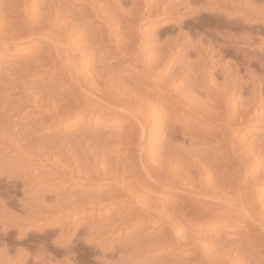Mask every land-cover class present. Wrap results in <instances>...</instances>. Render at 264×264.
<instances>
[{
  "label": "rangeland",
  "instance_id": "374dc122",
  "mask_svg": "<svg viewBox=\"0 0 264 264\" xmlns=\"http://www.w3.org/2000/svg\"><path fill=\"white\" fill-rule=\"evenodd\" d=\"M1 1L2 0H0V6L2 4H4V3H5V5H6V3L8 5L9 1L4 0V3L3 2L1 3ZM5 1H7V2H5ZM30 1L31 0H22V1L21 0H10L9 6H12L13 3H15V5L12 6L13 9H10L11 7L6 5L7 7L6 6L5 7L8 10H6L5 7H2V6L0 7V10L3 9L4 11L8 12L9 14H7V13H4V14L9 15L11 20L14 19L15 22L19 21V24H21V25H22L23 22L26 21L24 18L29 19L27 16L31 17L30 19H32V20H34L35 17L42 18L43 16H44L43 19H45L46 17L48 18L49 16L52 17L50 14L55 13L57 18L61 17V20L70 19L71 16L69 18L68 17L67 18L64 17L65 13H66V15L68 14V16L72 15V14H74V15L75 14H77V15L79 14V16L80 15L81 16L85 15L84 16L85 18L83 17V21L87 20L86 21L87 24L89 23V21H91V22L95 21L94 23L92 22V25L90 23L88 25V27H87L89 29V26L90 27L93 26L92 27L93 30H91V31H95V29L98 28L99 26H101L100 29H102L104 25H105V28H103L102 31H105V30L108 31V29H106V27H108V24L105 23L106 21L104 19H106V20L110 19L109 21L112 22V23H110L108 21L110 25L117 23L116 24L117 26L113 25L114 26L113 28H115V30L114 29H113L114 31L112 30V35L114 34V36L121 37L122 39L124 38V36H125V39H126V36H127V39H128V34L127 35H125V34L130 32L129 33V35H130L132 32L136 31L135 28H137V30H139V31L142 30V32H145V33L147 31H149V32L146 33V36H148L147 39L145 41H143V42H138L137 43V46L141 43L140 45L143 47V48H140L141 46L140 45L138 46L140 51L142 49L144 51H146V49H147V52H145V55H143L144 51H141V52H143V54L141 52H140V54H142V57H144L145 60H148L146 58L150 57L149 58L150 60L147 61L148 65H150V63H152L153 61H154V63L156 62L155 61L156 60V56H154V54H155V51L158 50V47L159 46L160 47L164 46L165 45L164 43H168L167 44V49L168 48L169 49L173 48V49H172L171 53H168V54H170V56L167 54V52H170L171 50L168 49V51L165 53V54H167V56L169 58V63H167L165 65L166 66V72L167 71H171L172 70L171 68L173 67V73L174 74H175L176 70L178 71V69L181 72V74H183V75L188 74V71L186 69H185V71L187 73L186 72H185L186 74L183 73L184 72L183 71L184 68L180 69V67L181 66L183 67L184 65H186L187 69H188V67H191V65L193 64L192 60L196 59L195 58L196 57V53L198 54L201 51H203V49H201L202 46H204V49H208V46L210 48H211V46H212V48L214 46H215V48H217V46H219L220 43L222 44V42H221L222 39L215 38L213 33H215L216 31H217V33H220L221 30H222L221 31L222 33L225 30L227 31V28L223 26L224 22L220 23V22L216 21L215 19L209 18L211 15H212L211 17L214 18V16L217 15L216 13L213 15V13L211 14V12H210V13H207L206 16H204V14H206V13L202 10L204 13L201 11L202 12V13H200L201 15L199 14V15H196L195 17H193V15H192V11L194 9H196V10H198V8L199 9L200 8L205 9L206 4L209 1H210V3H212V6H213L215 4V0H199V1H196V2H192L190 4H188L187 0L186 1L185 0H164V1L150 0L151 4H150V1H148V0H101V1L98 0L99 3H98V1L96 3L97 11H98V7H100V6H102L100 8L104 9L103 11H105V9H106V14H107L108 18L106 17V14L103 13L102 9H101L102 14H101L100 10L98 11L100 18H101V16H103V20L104 21L99 19V16L97 14H95V11H89L90 9H85V8H87L86 1H87V3H89L88 1L93 2V0H79V1L77 0L78 2L76 1V3L74 2L75 0H65V2L61 0L62 3H64L62 5V7L64 6V8H65L67 6L66 11H68L69 8L71 9L72 7H74V9H71V10L69 9V10L70 11L73 10L75 13H73V11H72V13L69 12V11L68 12L65 11V13H63L62 10L60 12V7H59V6H61V1L60 0H59V4H58L59 6L57 8L56 7L53 8L55 11L58 10V12H54V10H52L50 12L49 10H46V9H49V7H48L49 5L47 6V8L45 10L49 11L50 13L46 12L43 9L42 5H40V4H43L44 7H46L47 4L45 5V2H47V0H32L31 4H33L34 7L32 5H31V7H33V8L36 7L35 10L33 8H29L28 7L31 10L33 9L32 11H34V12H32L31 10L26 9L27 8L26 5L29 4L28 6H30ZM51 1H53V0H51ZM67 1L69 3H67ZM147 1L149 2V4H148ZM263 1L264 0H241V2L239 3V1L233 0V14H231L228 10L226 11L227 15L230 16L231 18H233V23H234L233 24V35H238V32H240V31H242V33L240 32L241 34H243V32H247L249 34V36H251L253 38L256 35V37L254 38V40H253V42H252V44L250 46L251 48L249 47L248 49L250 50V52L251 51H255V52L259 51V52H256V53L254 52V54H258L259 56L260 55H264V52H263L264 51V2ZM16 3H19V4H17L19 6L15 7ZM38 3H39V5H38ZM65 3H66V5H65ZM23 4H25L24 8H23ZM216 4L217 5H216L215 8H220V6H221V8H223L220 3H216ZM36 5H38V6H36ZM98 5H100V6H98ZM145 5L147 7L150 5V7H153L154 9L157 7V8H159V10H158V12L157 11L156 12L155 11L151 12V16L150 17L148 16L150 12L146 13L145 14V17L147 16L146 19L149 17L148 19H150V20H148V19L147 20L146 19L143 20V22H141L142 25L140 26L139 22L137 23V21H138L137 18H136L137 21H135V18H133V15L137 16L136 12L138 13L139 11H142V8L145 9L144 11H146L147 9L144 8ZM111 7H113V8H111ZM246 7H248V9H250V10H248ZM40 8H42L43 11H45L44 13H49L48 14L49 16H46L47 14L42 13L43 11H41L42 9H40ZM64 8H62V9H64ZM139 8H141V9L139 10ZM15 9L16 10L18 9L17 12H15L16 11ZM22 9H23V11L25 9L26 10L23 12ZM118 9H120V10L118 11ZM254 9H256V11L259 12L258 13L259 16H258V14L257 15L255 14L257 12ZM220 10H222V9H220ZM253 11H255V13ZM25 12L27 13V16L24 15V14H26ZM19 13H20V15H19ZM28 13H33V14H31V16H30V14L28 15ZM88 13H91V14H88ZM260 13H262V14H260ZM208 14H210V15H208ZM60 15H62V16H60ZM207 16H209V17H207ZM53 17H54L53 20L57 19L54 16V14H53ZM10 18L8 17V19H10ZM96 18H98V19L94 20ZM130 18L131 19L133 18L136 23H134L133 19L131 20ZM23 19H24V21H22ZM126 19H127V21H126ZM46 20L47 19H45L44 21H46ZM61 20L59 19L57 21H60V23H61ZM130 20H131V22H130ZM86 22L84 23L85 26H87ZM128 22L131 23V25H132V23H134V25L135 24H139V25L135 26V28L133 30L134 25L132 27L131 25H129ZM214 22H215V24H214ZM220 24H222V25H220ZM225 24H227V23H225ZM236 24H243L244 28L237 27V26H241L242 27V25H236ZM118 25L120 26V28H119ZM126 25H127V28H125ZM128 25L130 27H128ZM196 25H198L199 28H198V26L196 27ZM193 26H195V27H193ZM195 28H196V30H195ZM239 28H240V30H239ZM19 29H20V27H19ZM100 29L98 31L102 32ZM117 29L118 30L120 29V30L118 31ZM121 29H123V31L125 33ZM81 30H79V31L77 30L78 33H74V34L71 33L72 35L71 34L69 35V31H68L67 35L70 36V40H71L70 42H72L73 41L72 38H74L78 34H80L78 37H81L82 34H83L82 32H86V31H83V29H81ZM84 30H86V29H84ZM243 30H245V31H243ZM21 31L22 30L20 29V32ZM77 31H75V32H77ZM96 31H97V29H96ZM107 31H105V32H107ZM212 31H214V32H212ZM105 32H103V33H105ZM117 32H118V34H117ZM177 32L179 33V35L180 34L182 35L181 39H179L180 37L179 38L176 37V39H179V40H176L175 36H172V35H177L178 34ZM206 32L208 33V35L212 34L213 40H212V38L210 36H209L210 38L208 37ZM18 33H19V30H18ZM119 33L120 34L124 33V35L121 36ZM152 33L154 35L156 34V36H154V35L152 37L149 36ZM161 33L165 34V35H162ZM171 33H174V34L171 35ZM185 34H187L186 37H185ZM241 34H239V35H241ZM166 35H168L169 37L171 36L170 38L172 40L170 39L171 41H169L168 40L169 37L166 36ZM201 35H203L204 37L206 35V37L209 38V39H205L206 37L204 38ZM157 36H158V39H157ZM160 36H163V37H161V38H163L162 40H160L161 39V38H159ZM164 36H166L168 38L167 39L168 42H166V39L164 40ZM35 37L36 38H34L32 40V42H31L32 44L36 43V39H42L43 40V37H37V36H35ZM78 37H75L76 40L72 42L75 45H78L79 43L84 41V39L79 40ZM154 37L156 38V40L154 39ZM173 37H174V39H173ZM77 38H78L79 42H78ZM44 39L47 40L46 37ZM125 39H123V40L126 41ZM255 39H256V41H255ZM46 40H44V41H46ZM163 41H165V42H163ZM172 41H177L178 44L175 43V42H172ZM204 41H206L207 43L204 42ZM210 41H211V43H210ZM215 41L216 42L218 41V42L216 43ZM170 43H172V44H170ZM160 44H163V45H160ZM174 44H176V45H174ZM199 44H201L202 46L200 45L201 47H199ZM240 44L241 43L238 42V43L234 44L233 46L234 47H240V46L241 47H245L242 44L241 45ZM29 45L24 43L20 47V49H14V48L11 49V48H9V49H6V50H2V52L0 51V54L2 55V56L0 55V74L3 72L2 75H6V73H8L6 71L8 69H10V68H13V65L14 66L18 65V63H20V61H24L27 58H30L32 56L34 57V56H39L40 54L41 55L45 54V50H46L45 48H42L41 50H39V47H37V46L33 47V46H29ZM170 45L171 46L173 45V46L170 47ZM193 46L197 48V52L195 50H193V52H192L194 55L191 53L192 50H190V52H189V49L194 48ZM113 47H112V49H114V50L117 49V48H115V47L113 48ZM245 48H247V47H245ZM148 49L153 50V51H150ZM260 50H262V51H260ZM159 51H157V53H156L157 55H158ZM148 52L149 53L150 52H154V53L153 54L152 53L149 54ZM161 52L162 51H160L159 54H161ZM187 52H189L188 54H190V55H188ZM260 52L263 53V54H261ZM35 53H37V55ZM146 53H147V55H146ZM115 55L117 57L121 56L120 53H117V54L111 55V57L113 56V58H116ZM185 55H186V58H185ZM153 57H154L155 60H152ZM190 57H191L190 60L192 62L189 61ZM219 58H220V60H219ZM111 59H109V60H111ZM216 59H217V61H216ZM227 59H228V61H227ZM186 60H188V61H186ZM198 60H200V59H198ZM214 60L216 61V62L213 61L215 63L211 62V63L207 64L208 67L207 66L205 67V69H204L205 71L202 69V67L199 68L200 67L199 64H197V65H199V67H197V66L195 67L194 66V68H193V65H192L191 69H189V70H191V71H189L191 73V76H193L192 73L194 71H196V72H194V73H196L194 75L198 79L196 78L195 80H199V82H198L199 84L194 82L195 81V80H193L194 76H193V78L189 76L192 79L191 80L190 78H185V76L182 77V75H180L181 77L178 76L177 78H175L176 81L175 80L172 81V78H174V76L171 75L172 71L169 72L170 74L165 73V75H163V74L160 75L159 74L160 71L157 72V70H154L155 72H157L159 74L156 79H158V77H159L160 80L158 79V81H157L158 83L155 81V83H157L155 86L151 85V84L150 85L147 84L148 87L150 86L149 89H151L150 90V95L145 96L146 98H144L145 100L147 98L149 99V104L151 106L149 105L150 107L148 106L147 109L150 108L149 111H148V112H150V115H151V113L152 114L156 113L155 115L158 116L157 118H155L156 116H154V117L151 116L150 121L148 120L149 123H150L151 119H152V121L156 119V121H153L156 124H154L153 122L148 124L149 128L151 129V131H155V134H154V132H152L151 139L153 141V145L156 142V147L155 146L153 147V145H152L151 147H153V148L150 149V150H152L151 152H150V150L148 148L149 142H150V145L152 144V141L149 138L150 136L148 134V132L150 133L151 131H148L149 129L147 131H142L143 130V126H140V125H142V123L139 122V124H138L137 119L135 120V117L131 118L130 120H129V118L126 119V115L124 113L122 114V113L118 112V114L121 115L122 119L120 118V116L117 113H112V114L108 113V115L107 114L102 115L103 117L102 116L93 117L89 121H87V119L79 120L78 117H74L73 118L72 117L73 114H70V113H67L68 115L65 114L64 115L65 117L63 116V118H61V116H59L58 119L51 118V116L49 114L47 115V113H45L46 103L43 102V103H39L38 105H36L34 100H32V101L29 100L28 94L31 92L30 90L38 87L39 84L42 85V87H43L44 83H45V85H44L43 88H44L45 91H47V89L50 86H52V84H54L55 81H53L50 77H48L45 74L44 70H40L39 72L33 73L32 75L25 76L24 79L22 80L23 83H24L23 85L25 86V88L23 86L22 90H21V88L19 90L18 87H15L14 90H12L13 93L12 94L10 93L11 95L7 94L8 95L7 99H4L3 101H1V102H4V103L3 104L0 103V111H2L1 108L6 104L5 101L8 102L7 103V107L12 109V112L10 111V112H7L6 115L4 114L5 118H3L2 115H0V117H1L0 120L2 119L0 124L3 123V122L5 123V124L3 123L4 125L3 124L0 125L1 126L0 128H2V129H0V133L6 131L7 129L8 130H12V132L15 133V135H14L15 139L13 140L14 144H15V149L10 147L9 144H4L2 142L0 143V157L3 160V163L5 165H7L4 169L0 170V174H4L3 178L0 177V261H3L2 264H28V261L32 257H34L36 255L42 256L43 250L46 252V253H44V257L46 259H48V260L51 259L50 261H51L52 264H68V263L69 264H102V263L103 264L104 263L105 264H118V263L119 264H123L124 261H126L127 263L132 261V262H130L128 264H159L164 259L168 262V263L166 262V264H197L196 262H198L199 259L201 260V258H200L201 256H195L194 257L193 256V252H194L195 248H193V249L191 248L190 249V247L188 246L189 247L188 248L186 245H180L178 247H175V249H174L173 245L171 244V245H168V246H165V247H161V248H157V249H149V250H145L144 249V251H142L143 249H141V248H140L141 251H139V249H137V248L135 249L133 247L135 249V251L133 250V253L134 252L136 253L135 254L136 257L134 256V258L136 260L132 259L133 257L131 258L132 254L130 253L132 251H130L131 250L130 248L132 246V242L135 239H137V236H138V240H136V242L137 241L139 242V238L140 237H141L140 241H142L141 239H142L143 236L152 237V236H156V235H158V234H160L162 232L161 230L164 227V225L153 224V223L151 224L150 220H148L147 223L144 226H142V224H140V222L134 223L133 221H129V222H131V224H129V222H128L129 225L126 223L127 226L125 224L122 227L118 226L117 228L113 227V228H110V229L109 228H105L104 230L103 229L98 230L99 232L97 230H96L97 232L95 230H89V228H87V227L88 226L90 227L91 224L95 225L96 223H98L99 218L102 220L101 222H103V221L105 222V220H107V218H110V219H113V217L118 218L122 213H123V215L126 214V210L128 212L129 209H131V212H134V209L136 208L134 206H136V203H137V206L142 207L143 206V204H142L143 201H146V202H143L144 205L148 201V204L149 203L153 204L154 208H157V207L159 208L162 205H163L162 208H166V206H167V208H169V207L171 208V207L175 206L176 202H177V204L178 203L181 204L180 203L181 201L178 199L179 195H178L177 192H171V193H170V191H162L161 192V190L159 189V186L157 187L158 189H156L155 188L156 184H154L155 182L150 181L146 177V174L144 173L145 170H144L143 163L146 162V160H147V161H150L149 164H152V161L154 162V160H155L154 163L156 164L157 163L156 161H159L158 159H162L163 158V157L158 158V156L161 155L160 153H165L166 152L165 151V146H164L165 143L169 145V143L166 142V140H167V139H165L166 137L164 138L165 142L163 141V138H162V137H164V134L166 135V132L164 131V128L167 126V124H166V126H164L165 124L162 125L163 124L162 120H164L166 122H170L171 121V123H177L178 122L180 124V126H179L178 123H177V125L179 126L180 131H182L183 129L186 130V132L188 131L187 133H185L186 136L183 133V131H182V133L179 131L181 133V135L183 136V134H184V136L182 137L180 135V133H179L178 137L180 138V136H181L182 138L186 137V139H188V141H187L188 143L187 144H186V140H185V144L188 145V146H186L185 144L184 145L186 146V148L189 147V152H190L189 155L190 156L192 155L191 154L192 152H191V148H190L189 145L191 144V147H193L192 148L193 150L196 148L195 149L196 153H193V155H192V157H194V161H195V157H196V159L199 157L197 159V161H199V159H200V161L198 163H201V161L203 160L202 157L208 158V157L204 156L203 154L207 153V155H210L211 152L214 153L213 152L214 150H216L215 154H218L219 151L222 150L220 152L222 154V158L223 157H225V158L229 157L228 155H226V153H228L229 151H227L225 149V147L228 145L227 144L228 142L227 143L225 142L228 139V138L226 139L227 136H225L227 134H225L226 133L225 130H219V129H221L220 128L221 125H219V123L214 121L215 118H210L211 116L208 115V113L211 114L212 112H214L213 111L214 109L215 110L217 109L216 106H213V104L217 105L218 101L216 99L207 100L206 98L209 96L210 85L213 87L214 84L216 85V81L219 82L220 84L223 82V77L220 74V71H222L221 67H223L224 65L225 66L227 65V64H225L226 61H227V63H229V62L231 63V62L234 61L235 63H233V64H238V65L241 64V63L243 65V62H241V59H238V58H236L234 56L233 57H231V56L228 57L227 56L225 58L226 61L224 59L222 60L221 57H219V56H218V58L215 57ZM112 61H113V59H112ZM150 61H152V62H150ZM196 61H197V59H196ZM185 62H190V63H186L185 64ZM92 63H93L92 61H89L88 64H86L85 66L90 65ZM178 64L180 66H178ZM188 64H189V66H188ZM222 64H223V66H222ZM126 65L127 64H125L124 66H126ZM194 65H195V63H194ZM229 65L230 64H228L227 66H229ZM242 65L241 66L239 65L240 71L242 70V72H240V74H241L240 76H242L243 70H245L244 69L245 68L244 65L243 66ZM122 66H123V64H122ZM153 66H155V64H153ZM240 67H243V68L241 69ZM256 67L255 66L254 67L251 66V68H248L249 69L248 71L250 72V75L254 76L255 74H251V73H256V77L258 75L261 76L263 74V72H264V67H263L262 70H261V68L257 67V71H256ZM130 68L131 67L127 68L126 70H120L119 71V75L121 76L122 73H123L125 76H127V79H124L127 82L129 80H130L129 82H131L133 80L132 83H130L132 85L134 84L133 82L135 81V83H138V86H140L139 83H140L141 79H142L141 80L142 83H140V84H144L145 81H144L143 77H140V76H137V75H133L135 69H133V68L130 69ZM219 69H220V71L217 72ZM3 70L6 73H4ZM56 70L58 71L59 67L52 69L51 72H54ZM154 71H153V73L156 74ZM234 73H236V72H234ZM130 74L135 76V78L131 77ZM167 74L170 75V77ZM197 74H199V75H197ZM204 74H206V75L203 76ZM208 74L212 77V79H211V77ZM234 75L235 74H233V78L230 76L232 78V80H234ZM243 75L244 76L246 75L245 71H244ZM160 76H162V77H160ZM121 77L123 78V75ZM129 77H131V79L128 80ZM202 77L204 79H205V77L210 78V79H207V78L205 79L208 82L203 79L202 80L203 81L202 85H200L201 84L200 83V79ZM246 77H247V75L245 76L244 79L248 78V77L247 78ZM215 78H216V80H213ZM188 79L191 82L188 81ZM64 80L63 81L60 80L61 82L58 81V83L59 82L60 83L63 82V83H62L61 86L60 85L56 86L57 89L54 88V89H56V92L62 91L63 88L65 86H67V85L69 86L70 82L67 81L68 79L66 78ZM161 80H162L163 84H165L164 82H167V85H168L169 81L171 80L170 82L172 83V85H171L170 91L165 92V90L162 89L164 85L162 84V86H160L161 84H159V83H161L160 82ZM186 80H187L188 84H189V82H190V84L191 83L193 84V82H194V84H195L194 89L195 90H192V89L189 88L191 85L190 84L188 85L186 83ZM136 81H138V82H136ZM214 81H215V83H214ZM211 82H212V84H211ZM196 84H197L198 87L196 86ZM220 84H217V85H220ZM132 85H129V86H126V87L131 88ZM159 86L162 87V88H160ZM185 86H188V89L186 88L187 90H189V89L191 90V92L189 90L190 94L188 93V91L186 92V90L183 89ZM172 87H173L174 91L171 90ZM176 87H177V89H176ZM199 87H201V88H199ZM152 88H154L157 91L158 90H161V91H158V93H156L154 89L152 90ZM249 89L251 90V88H249ZM183 90L187 94L186 93L183 94L184 97L185 96L186 97L183 98L184 100L181 98L182 103H175V104L172 103L173 100L174 101L176 100V102H177L178 98L180 100V97L183 96V95L180 94V97H179L177 95V93L178 92L179 93H183L182 92ZM27 91L29 93H27ZM197 91H200L199 94L201 96L203 94V96L200 97L199 95L195 94V92L198 93ZM201 91H202V93H201ZM161 92H163L164 95ZM164 92L166 93V95H165ZM174 92H175L176 95L172 94ZM58 93H56V95ZM155 93H156V95H155ZM160 94L162 95L161 99L159 97ZM205 94H206V98H204V99L206 101L204 99H202ZM240 94L241 93H238V95H237L236 93H234L233 94V98L231 100H229L228 105L236 104V105H233V107L234 106L239 107L238 105L243 103L241 101H245V100L248 101V97H247V96H249L248 94L244 93L241 96H239ZM263 94H264V92H263ZM191 95H192V97H191ZM29 96H30V94H29ZM170 96L171 97L173 96L172 98H174V99H172ZM175 96H177L178 98L175 97ZM4 97L6 98V95ZM164 97H166V98H164ZM169 97H170V99H169ZM194 97H195V99H197L199 97V99H197V101L199 100L198 101L199 103H197V101L195 99H194L195 101L193 100ZM262 97H263L262 99H264V96H262ZM200 98H201L202 101L200 100ZM187 99H188L189 102L186 101ZM147 101L148 100H146V102ZM193 101L195 103H197V104H195ZM203 101H205V104H209L210 103L211 104V105L209 104L210 107L204 106V107H207L204 110L203 109L204 107L202 105H205V104L203 103ZM208 101H209V103H206ZM259 101H261V99L260 100L258 99V101H257L258 103L256 102V104H258L257 105L258 107H256L258 110L256 109L255 112H253L252 108L249 107L248 111H247L249 113L246 114L245 118L243 119L244 121H242L241 119L237 120V122H239L241 120L237 125H239L241 122H243V124L241 123L242 125L241 124L239 125L240 127L242 126L241 128H238L236 126V130H233L234 137L235 138L239 137V138L234 140L236 148H237L236 143H238L237 145L239 147L242 145L241 150H242V148L245 150V147L246 148L249 147L248 149H250V146L251 147L254 146V147L257 148V147H261L260 144L262 145V142L264 141V102L263 101L259 102ZM142 102H144V101L142 100ZM185 102L191 103L192 105L194 103L195 105H198V106H194V105L192 106L190 104L188 105L187 103H186L187 105H183V104H185ZM200 102H201V105H199ZM220 103H221V105L224 106V108L221 106L220 107L221 111H220V109H218V110L223 114V116H225V114H226L225 111H224L225 110V106H228V105H227V103L225 104L222 101ZM259 103H260V105H259ZM42 104H43V106H42ZM171 104H173V105H171ZM182 105H183V108H182ZM173 106L177 107L179 111L177 112L174 109ZM186 106L187 107L188 106L189 107L192 106V108H195V110H192V111L188 110L187 111L188 108ZM200 106L202 107V109L200 108ZM196 107H199L202 111L199 110L201 112L197 111L198 112L197 113L196 110H198L199 108L196 109ZM182 109H183V112H182ZM234 109H237V108H234ZM171 110H174V111H171ZM180 110H181V112H180ZM203 110L205 111V113L208 110V113H206L207 115H204L205 113L204 114L202 113V112H204ZM193 111H195V112L193 113ZM172 112H173V115H172ZM174 112H175V115H174ZM184 112H186V113H184ZM220 112H214V114L215 113L218 114ZM201 113L203 114V116H202ZM177 114H179L178 115L179 117L177 116ZM214 114L212 113L211 115H213V117H214ZM250 114H252V115H250ZM66 115L68 116V118L66 117ZM170 115L172 116L171 119H173V120H168V118L167 119L165 118L166 119L165 120V119L161 118V117L164 118V117L168 116L169 119H170ZM159 116H160V119H159ZM180 116H183V117H180ZM115 117H117V118H115ZM118 117L120 118L121 121L119 120ZM152 117L155 118V119H153ZM201 117H204V119L201 118ZM147 118L149 119V114L148 113H147ZM132 119H134V123L136 122L135 123L136 126L134 125V123L131 124V125H134V127L129 124V123L132 122ZM176 119H177V122L175 121ZM212 119H213V121H210ZM246 119H247V121H246ZM118 120H119V122H118ZM179 120L181 122H179ZM127 121H128L129 126L127 124ZM152 123L154 125H152ZM193 123H195V125ZM157 125H159L158 128L157 127L154 128ZM130 126L133 127L132 128L133 131L135 130L134 133L137 132L140 135L141 134L144 135V136L141 135L142 136V138H141L140 135L135 134L136 136H139L138 139L136 137V139L139 140V141L136 142L137 141L136 140L133 143L130 142L129 145H130V149L131 150L130 149H126V148L129 147L127 144H124V146L126 148L123 147L120 144L121 143V139L119 137L117 138V135H116L118 133H119L118 134L119 136H120L121 133L125 134L126 133L125 129H129V130H127V132L130 131ZM189 126H191L192 128L189 127ZM4 127L7 128V129H5ZM160 127H161V129L162 128L163 129L161 130ZM181 127L183 129H181ZM141 128H142V130H141ZM152 128L154 130H152ZM3 129H5V130H3ZM237 129H238V131H239V129H241V130L239 132L235 133L237 131ZM215 130H216V132H218L217 130H219V133L216 134ZM82 131H84V132H82ZM139 131L141 133H139ZM81 132L82 133L86 132V135H88V136H90V134L92 135L89 138L92 137L93 147L94 148L98 147V152H96V150H94L93 147H91V145H92L91 143H90L91 145H88V148L86 147V143L91 142V139L88 138V141L87 142L85 141V144H84V139H86L88 136H86V135L84 136L83 135L84 136V138H83V136L81 135L83 143L81 142V140H80L81 136L79 134ZM99 133L100 134L101 133H103V134L105 133V134H107V136L109 135V137L111 138V139L110 138L109 139H110V141L112 143L111 142L107 143V141H109L108 137L104 134V136H106L107 139H106V137L103 138V136H102L103 134H102L101 137L103 138V140L105 139L104 141L108 145V146H106L105 143H104V145H105V147H104L102 145L103 143L100 142V141H103V140L100 139L101 138L100 135L98 136ZM145 134H146V136L148 135L147 136L148 138L145 136ZM220 134L223 135V138L221 137ZM115 135H116V137H113ZM94 136L95 137L96 136L100 137V138H98L99 139L98 140L99 143L98 142L97 143L98 144L101 143V146H100L101 148H99V145H96V142L94 141V138H95ZM112 137L115 140V141L113 140L114 143L112 141ZM178 137H177V140H178ZM182 138H180L176 143H174V142H172V144L170 143L172 146H173V144H175V146H174L175 153H171V154H175L176 156H180L179 155L180 154L179 152L181 151L180 149L184 148V146L179 145V143L181 144V142H182V140H181ZM142 139H145V140H142ZM148 139H150V140H148ZM224 139H226V140H224ZM95 140L97 141V137L95 138ZM140 140H142V141H140ZM189 140L191 142H189ZM222 140H224L223 143L221 145H219L222 142ZM236 140H237V142H236ZM79 141L82 144H80ZM157 141L159 143H157ZM161 141H162V143L163 142L164 143L162 144ZM219 141H221V142L218 144V146H220L218 148L217 143ZM147 143H148V145H147ZM111 144H113V145H111ZM176 144L178 146H176ZM192 144H193V146H192ZM263 144H264V142H263ZM114 145H115V148H114ZM118 145L119 146L121 145V147L123 149H121ZM140 145H142L143 147L147 146V149L149 151L147 149H143L142 146H140ZM158 145H160V147ZM116 146H118L120 149L118 147H116ZM16 147H20V150L17 151ZM102 147H104V148H102ZM136 147L137 148L139 147L138 150L136 149ZM161 147H163L164 149L163 148L161 149ZM175 147H177V148L175 149ZM227 147H228V150H229V146H227ZM239 147H238V149H239ZM254 147H252V148H254ZM21 148L23 150L26 149L25 151L27 153L29 152V154H27L28 156L26 155V152H24V154H23V150ZM140 148L143 151H141ZM166 148H168V147H166ZM236 148H235V151H237ZM17 149H19V148H17ZM95 149H97V148H95ZM104 149L107 152L108 156L106 155V152L104 151ZM153 149H154V152H153ZM177 149L180 150V151L176 152ZM207 149L209 151H207ZM257 149H255V150L257 151ZM139 150L141 152H144V150H147V153L149 152L148 153L149 155H147L146 151L144 153H141V152L137 153V152H139ZM184 150L185 149H183L182 152ZM186 150H185V152L188 153V151H186ZM197 150L199 151L200 155L197 154V152H198ZM210 150H212V151H210ZM241 150H239L238 153L241 154V156H244L245 152L243 151V153H241ZM100 151L102 152V154H101ZM156 151H157V153H156ZM19 152H21L23 155L21 153H20L21 154L20 155ZM99 152H100V154L98 155ZM129 152H130V154H129ZM193 152H195V151H193ZM33 153L34 154L36 153V154H39V155H34ZM133 153L136 156L133 155ZM152 153H156V154H154L155 156ZM177 153H179V154H177ZM90 154L94 158L93 161H95V159H97L94 163H93V161L91 162V160H90V159H92V158H90ZM143 154H145L147 159L145 158V156H143ZM100 155H102L103 158H104V156L108 157L107 158L108 161L106 160V158H104L105 159V161L103 159V161L105 162L104 163L101 160L102 158H101ZM122 155L123 156L125 155V157H123ZM129 155H130V157H129ZM131 155L136 157V158L133 157L135 159L134 163H133V159H132ZM139 155H140V158H139ZM151 155L153 157H150ZM256 155H258V154L256 153L255 156ZM263 155L264 154L261 155V157H260L261 159L259 158L260 161L262 160V157L264 158ZM109 156H110V158H109ZM137 156H138L139 159L137 158ZM161 156H163V155H161ZM200 156H202V157H200ZM126 157L129 160L131 158L132 161L131 160L130 161L127 160ZM245 157L246 156H244V159H245ZM99 158L102 161V163H101V161H99ZM111 158H113V159L115 158V160H113ZM116 158H117V162L114 163L116 161ZM141 158H142V160H141ZM149 158L150 159L153 158V159H151L152 161ZM155 158H158V159H155ZM231 158L233 160H237V156H235V154H231L230 155V159ZM123 159H126L127 162L126 161L124 162ZM238 159H239V157H238ZM89 160H90V162H89ZM205 160L206 159H204L201 164H203V162L205 163ZM106 161H107V163H109L108 165H107ZM135 162L137 163V165L135 164ZM84 163H85V166L86 165L88 166L89 163H90V166H91L90 168L93 169L92 171H94V170H96V171L104 170L105 171V167L109 168V172H108V169L106 171L108 173H111V174L116 171V169H115V171H113L114 167L116 168V164H117V166L120 165L121 166V168H120L121 171L123 170L122 171L123 173L121 172L122 175H121L120 172H118L120 174V177H122L123 174H125L124 171L126 172V171L129 170V166L131 164L132 165L135 164L136 169L139 168V167L141 169L140 168L137 169L138 172H136L135 167H133V169H132V166H130V168H131L129 170L130 171L129 172L130 173V178L132 176L133 177L131 178L132 180L129 179V181H130L129 183H131V182L133 183L134 182V184L135 183L138 184L139 182H136V180L137 179L141 180L140 181L141 182V186H140V183L138 185L135 184V185L140 187V190L137 191V193L136 192H134V193L129 192V193H127L128 195L126 194V195H124V197L122 196L121 197V201L122 202H120V203H114V204L103 206V207H101V206L100 207L99 206H88L87 208H79V209L70 208L68 204L73 203L76 200H81L82 196H85V195H88V194L90 195L92 193L95 194L98 191L99 192L97 194L103 193V192L105 193L107 188L110 189V188L114 187V185L112 186L111 183L102 184V183H100L101 181H97V180L94 183H91V182L84 183V181H80V180L78 181L77 177H75L76 179L74 178L75 180L74 179L71 180L70 177L66 178L65 175L63 176L62 172H64L65 170L68 171L70 169L69 166L70 167L72 166L73 169H71V170H75L77 168H79V170H80L82 167L85 168V166L83 165ZM91 163H93L94 166ZM100 163L104 164V165H101ZM146 163H148V162H146ZM236 163L237 164L239 163L238 160L236 161ZM121 164H123L124 166H122ZM112 165H113V169L111 168ZM222 165H224V164H222ZM79 166H81V167H79ZM103 166H104V169L102 168ZM213 166H215V165H213ZM262 166L264 167V164H261L258 167H262ZM61 167L65 168V170H63V168H61ZM75 167H77V168H75ZM97 167L101 168L102 170L99 169V168H98L99 169L98 170ZM122 167H124L125 169H128V170H124V168H122ZM60 168L63 171H61ZM88 168H89V166H88ZM216 169H218V168H216ZM216 169L214 167V170H216ZM57 170H60V171H57ZM71 170H69V171H71ZM110 170H112L113 172H110ZM132 170H134V171H132ZM140 170H142V172ZM75 171H78V169L75 170ZM131 173L133 174L132 176H131ZM137 173H138V176L140 178L137 177ZM139 173H140V175L142 177L139 175ZM114 174H116V173H114ZM134 174H136L135 175L136 177L134 176ZM75 176H77V174ZM109 177H110V175H109ZM143 177H145L147 180H145V178L141 179ZM133 178H135L136 180L134 179V181H133ZM148 180H149V182H147ZM11 181L13 183H11ZM142 182L145 183V185H147V186L145 187L144 184L142 185ZM146 182L148 184H150V182H152L150 184L151 186L150 185L148 186V184H146ZM18 183H20V184H18ZM22 183L25 184L24 188H22V186L19 187V185H21ZM16 184H18L17 187H14ZM152 185H154V186H152ZM263 187L264 186H262V188ZM142 188H143V190H142ZM144 188H146V189L148 188V189L145 190ZM152 189H153V191H152ZM154 191H157V193L154 192ZM167 193H168V195H167ZM176 194L178 195L177 196L178 198L176 197ZM42 195L49 196V198H51L52 200H55V201L58 200L63 205L60 208H36L35 207L36 203H32L33 205H31L32 201L30 199H33V202H34L35 199H37V202H38ZM131 195H133V196H131ZM154 195H155V197H154ZM259 195H260V199L262 198L261 201H263V203H264V199H263L264 198V191H263V189H262V191H261V193ZM174 196H175L176 200L173 199ZM136 197H138V198H136ZM177 199H178V201H177ZM35 202H36V200H35ZM154 202L156 204L159 203L158 206L156 205L157 207L154 206L155 205ZM130 203H131V206H129ZM138 203H141L142 205H140ZM23 204L25 205V207L23 206ZM133 204H135V205H133ZM148 204H146V206ZM127 206H129L128 209H127ZM144 207L145 206H143L142 208H144ZM145 208H147V207H145ZM258 208L260 209V211H262L264 213V211H263L264 208H261L260 206ZM261 209H263V210H261ZM30 215H31V217L34 216L35 218L32 217L33 219L30 218L31 219L30 220L29 219ZM228 228H229V230H227ZM228 228H226V227L225 228L223 227V228H220V229L219 228L218 229H206L205 228L206 230L205 229L204 230L201 229V231L198 230L197 232H195L196 235L194 234V236L199 235L198 236L199 238H203V237L204 238L205 237L210 238V236L211 237L214 236V237H216V238L213 237L214 240L217 239V238H219V240L223 239V241L225 240L224 243H226L227 241L228 242H232V243L233 242L237 243V241L239 242V240H240L239 238H241L243 233L240 230L238 231L237 228H235V229H237V230H235L232 226H230ZM199 241L201 242L202 240L200 239ZM128 242L131 244V246H130V244H127ZM136 242L134 241V243H136ZM138 242H137V244H138ZM140 243L141 242H139V244ZM126 244L128 245V247H129L128 249L130 251L129 252V254H130L129 256L130 257H128L127 260L130 258L129 259L130 261L125 260L126 257L128 256V252H126L125 250L124 251L122 250V248H124V249L126 248V250H127V247H126L127 245ZM136 250H137V252H136ZM103 251L105 252L104 254L102 253ZM3 252L7 253V255H8L7 259H6V257L5 258L2 257L3 255L6 256V254H3ZM110 252H113V254L111 253L112 256L109 255ZM262 253L264 254V252H262ZM126 254H127V256H126ZM263 254H262V256L257 257L258 260H260V259L262 260V257H264ZM233 255H235V253H233ZM213 256L211 257V259H215ZM124 257H125V259H124ZM120 258H123L124 261L122 262V259H120ZM133 260H134V263H133ZM126 262H124V264H126ZM228 263L229 264L230 263L233 264L234 262L232 260H228L227 264ZM262 263L264 264V262H262ZM234 264H238V263L236 262Z\"/></svg>",
  "mask_w": 264,
  "mask_h": 264
},
{
  "label": "bare ground",
  "instance_id": "6f19581e",
  "mask_svg": "<svg viewBox=\"0 0 264 264\" xmlns=\"http://www.w3.org/2000/svg\"><path fill=\"white\" fill-rule=\"evenodd\" d=\"M7 1L10 2V0H7ZM7 1H5V2H7ZM31 1H30V6H28L29 4L26 5L27 6L26 9L34 7V5L31 4ZM62 1L65 2V0H62ZM62 1H61V6L58 5L59 4V0H53V1L47 0V2L44 1L45 5L47 4L46 7H44L43 4H40V5H42L44 10L49 5L48 6L49 9H46V10H49L50 12L52 10H54L53 9L54 7L57 8L59 6L60 7V12L62 10L63 13H65V11L67 9V6L65 8H64V6L62 7V5L64 4V3H62ZM76 1L77 0H75L74 2L76 3ZM97 1L98 0H93V2L88 1L89 3H87V1H86L87 8H85V9H90L89 11H95V14H97L99 16V12L98 11L99 10L101 11L102 8H100V7H102V6H100L101 4L98 5L100 7H98V11H97V7H96ZM148 1H150V0H148ZM160 1H164V0H160ZM187 1H188V4H190L192 2H196V1H199V0H187ZM237 1H239V3L241 2V0H237ZM2 2L4 3V0H2L1 3ZM9 2H8V5L6 3L7 6H9ZM67 3H69V2L67 1ZM98 3H99V1H98ZM216 3H220L223 8H221V6H220V8H215L216 5H217ZM17 4H19V3H16L15 7L19 6ZM148 4H149V2H148ZM150 4H151V1H150ZM6 5L4 3L1 6L5 7ZM13 5H15V3H13ZM24 5L25 4H23V8H24ZM31 5L33 7H31ZM38 5H39V3H38ZM38 5H36V6H38ZM65 5H66V3H65ZM12 6H9V7H11L10 9H13ZM145 6H144V8L147 9L146 11H144L145 9H143V8H142V11H139L141 9V8H139V10H138L139 12L138 13L136 12L137 16L133 15V18H135V21L138 20L137 23L139 22L140 26L142 25L141 22H143V20H145L146 17H147V16L145 17L146 13L150 12L149 15L147 14L150 17L151 16V12H153V11H155V12L157 11L158 12V10H159V8H157V7L154 9L153 7H150V5L148 7L147 6L145 7ZM6 7H5V9L8 10ZM61 7L64 8L65 10L62 9ZM35 8H33V9L35 10ZM111 8H113V7H111ZM246 8L248 9V7H246ZM40 9H42V8H40ZM43 9L41 11H43ZM69 9H68V11L72 13L73 10L72 11H70V10L74 9V7H72L70 10ZM220 9H222V10H220ZM1 10H0V12H1L0 13V51L1 52H2V50H6V49H9V48H11V49L12 48L20 49V47L24 43L29 45L32 42V40L34 38H36L35 36L43 37V40L42 39H36V43H33V44L31 43L29 46H33V47L37 46V47H39V50H41L42 48H45L46 50L44 49L45 50V54L42 52L44 55H41L39 53L40 54V55L38 54L39 56H34V57L32 56L30 58H27L24 61H20V63H18V65H16V66L13 65V68H10V69H8L9 71L8 70L6 71L8 73H6L4 71L5 69L3 70L4 73H6V75H2L3 72L0 74V103H2V104L4 103V102H1V101H3L4 99H7L8 95L10 93L11 94L13 93L12 90H14L15 87H18L19 90L21 88V90H22V88L24 86L23 85L24 83H23L22 80L24 79L25 76L32 75L33 73L39 72L40 70H44L45 74L48 77H50L53 81H55L54 84H52L53 87L50 86L48 89L46 88L47 91H45L44 88H43L45 83L43 84V87H42V85L39 84L38 87L35 86L36 87V88H34L35 90L31 88L32 89V90H30L31 92L29 93L27 91V93L30 94V96L28 94L29 100H31V101L34 100L36 105H38L39 103H43V102L46 103V110L45 109L44 110H45V113H47V115L49 114L51 116V118L58 119L59 116H61V118H63V116L65 114L70 113V114H73L72 115L73 118L74 117H78L79 120L87 119V121H89L93 117H99V116H102V115H105V114L108 115V113H111V114L112 113H117L118 114V112H120V113H122V114L124 113L126 115V119L129 118V120H130L131 118L135 117V120L137 119L138 124H139V122L142 123V125H140V126H143V130L141 128L142 131H147L148 129H149L148 131H151V129L149 128L148 124H150L153 121H156L155 118H157L158 116L155 115L156 113L155 114L153 113L154 115L151 113V115H150V112H148L150 108L147 109L148 106L150 105L149 104V99L147 98L146 100H148V101L146 102V100L144 98H146L145 96L150 95V90L151 89H149L150 86L148 87L147 84H149V85L151 84V85L155 86L158 83L157 82L158 79L160 80L159 77H158V79H156L159 74L160 75H162V74L165 75V73L170 74L169 72L172 71L171 75L174 76V78H172V81H174L175 78H177L180 75H182V77L185 76V78H190V77L193 78V76H194L193 80H195L197 77H195L194 74H196V73H194V72H196V71H194L192 73L193 76H191V73L189 72V71H191L189 69H191L192 65H193V68H194V66L195 67L196 66L199 67V65H200L199 68L202 67V69L204 70L205 67L207 66V64L215 61L214 58L215 57L218 58V56L221 57L222 60L223 59L225 60V58L227 56L228 57H230V56L233 57L234 56V57H236L238 59H241V62H243V65L245 67L244 68L245 70H243L242 76H240L241 75L240 72H242V70L240 71V69H239V65L241 66L242 63L239 64V65L238 64H233V63H235L233 61V62H231L232 63L231 64L230 62L227 63L228 59H227V61L225 60L226 61L225 64H227V65L230 64V65L229 66H227V65L223 66V64H224L223 63L222 64L223 67H221L222 71H220V69L217 71V72L220 71V74L223 77V82L220 84L219 82L216 81V85H215L214 84L215 81H214L213 87L210 85L209 96L206 98V94H205L204 97L202 98V99L206 98L207 100L216 99L218 101V103H217V105L213 104V106H216L217 109L216 110L214 109L213 111L214 112H220L221 111L220 107L222 106L224 108V106L221 105L220 102L222 101L223 103H225V104L227 103V105H228V102H229V100H231L233 98V94L234 93H236L237 95H238V93H241L239 96H241L244 93L249 95V96H247L248 97V101H246V100H245L246 102L245 101H241L243 103L240 102L241 103L240 105L237 104L239 107H236V106L233 107V105H236V104L225 106V110H224L225 113H226L225 116H223V114L221 112L220 113L222 115L220 113H218L219 115L217 113H215L216 114L215 115L214 112H212L214 114V117H213V115H211L212 113L211 114L208 113V110L206 112V113H208L209 116H211L210 118H215L214 121L219 123V125H221L220 126L221 129H219V130H225L226 133L225 132L224 133L227 134V135H225V136H227L226 139L228 138L227 141H225V142L226 143L228 142L227 143L228 145L227 144L226 145L229 146V150H228L227 146H226L227 148L225 147V149L227 151H229V152L226 153L227 152L226 150H225L226 152L225 151L224 152L229 157L228 158L227 157L226 158L225 157L222 158V154L220 153L222 150L219 151V153L217 152L218 154H215L216 150H214L213 151L214 153L211 152L210 155H207V153H205L206 155L203 154L204 156H206L208 158H204V157L200 156V157H202L203 160L204 159L207 160V161L205 160V163L203 162V164H201L203 160L201 161V163H198L200 161V159H199V161H197V159L199 157L197 159L195 157V161H194V157H192V155H193V153H196V150H195L196 148L193 150L192 149L193 147H191V144L189 143L190 144L189 146H190L191 152H192L191 153L192 155L190 156L189 155V153H190L189 152V147H187L188 149L186 148V146H188V145H186L188 143L187 142L188 139H186V137L182 138L184 136V134L187 133L188 131L186 132V130H184L181 127V129H183L182 131L184 133L183 136H182L181 135L182 131H180V128H179L180 124L177 122V119L175 121L179 124V126L177 125V123H171V121L170 122H166V121L162 120L163 121L162 125L165 124L164 126H166V124H167V126L164 128V131L166 132V135L164 134V137H162V138H163L164 142H165V139H167L168 141L166 140V142H168L169 145L165 143L164 146H165V151L166 152L165 153H160L163 156H161V155L158 156V158L163 157L162 159L155 158V159L159 160V161H156L157 162L156 164L154 163L155 160H154V162L151 160L153 158H151V159L149 158L152 161V164H149L150 161H147V160H146V162H148V163H146V162L143 163L144 170H145L144 173L146 174V177L150 181L155 182L154 184H156V186H155L156 189H158L157 187L159 186V189L161 190V192L162 191H170V193L171 192H177L179 196L176 194V197L177 196L179 197V198L178 197L177 198L181 201L180 202L181 204L178 203L179 204L178 205L177 202H176L177 205L175 204V206H173L171 208L170 207L167 208V206H166V208H162L163 205L161 204L162 206L158 208L157 206H158L159 203L156 204L154 202V204H155L154 206L157 207V208H154L153 204H150V203L148 204V201H147V203H145V205H144L143 202H146V201H143L142 202L143 206H145L147 208H145V207L142 208L143 206L142 207L137 206V203H136V206H134V207H136L134 209V212H131V209H129L128 212L126 210V214L123 215V213H122L118 218H115V217L112 216L113 219L107 218V220H105V222L104 221L101 222L102 220L99 218L98 223H96L95 225L91 224V226L90 227L88 226L87 228H89V230H95V231L96 230L98 231V230H101V229L104 230L105 228H109V229L113 228V227L117 228L118 226H120V227L124 226L126 223L128 224L129 221H133L134 223L140 222V224H142V226H144L147 223L148 220H150L151 224L153 223V224L164 225V227L161 230L162 232L160 231L161 232L160 234H158L156 236H152V237L143 236L142 239H141L142 241H140V238H141L140 237L139 238V242H141V243L139 244V242L137 241L139 245L136 242V240H138V236H137V239L134 240L136 243H134V241L132 242V246L129 243L130 242L129 241L127 244H130V246H131V248H130L131 250L130 251H132V252L129 251V249H128L129 247H128L127 244H126L127 245L126 246L127 250H126V248L125 249L122 248L123 251L125 250L126 252H128V256H127V254H126L127 257L125 256L126 259L124 257L125 260H127V258L130 257L129 256L130 255L129 252L132 255L134 254L133 256L131 255V258L133 257L132 259H135L134 256L136 257V255H135L136 253L135 252L133 253V250L135 251L136 248L139 249V251H141L140 248L143 249L142 251H144V249L145 250L157 249V248L165 247V246H168V245L172 244L174 249H175V247H178L180 245H186L187 247L189 246L190 249L191 248L192 249L195 248V250L193 252V256L194 257L195 256H201L200 257L201 260L199 259L200 261L198 260V262H196L197 264H227L228 260H232L234 263L237 262L238 264H263L262 262H264V257H262V260L260 258H259L260 260H258L257 257L262 256V254H263L262 252H264V213L262 211H260V209L258 208L259 206L261 208H264L263 207L264 203H263V201H261L262 198L260 199V195H259L261 193L262 189L264 191V187L262 188V186H264V167L263 166L262 167H258L259 165L264 164V158L263 157H262L261 161L259 160L261 155L264 154V144H263L264 141L262 142V145L260 144L261 147H257L258 149L256 147H254V146H252L254 148H252L250 146V149H248L249 147L246 148L243 145L245 147V150L243 148L241 150V147H242V145L240 144L241 142L239 143L241 145L240 147L237 145L238 143H236L237 148L235 147V143H234L235 141L234 140L239 138V137H237V138L234 137L233 130H236V126L238 128L242 127V126L240 127L239 125L241 123L243 124V122H241L239 125H237V124L241 120L244 121L243 119L245 118L246 114L249 113V112H247L249 107L252 108L253 112H255V110L257 109L256 107H258L257 106L258 104H256L258 99L259 100L261 99V101H259V102H262V101L264 102V99H262L263 98L262 96H264V94H263V92H264V75H263L264 72H263V74L261 76L258 75L259 77L258 76L256 77V73H251V74H255L254 75L255 77H254V76L250 75V72L248 71L249 70L248 68H251V66L252 67H254V66L256 67L257 66L258 68H261V70H262L263 67H264V55H260L259 56L258 54H254L255 51H251L250 52V50L248 49L251 46V44H252L254 38L256 37V35L253 38V37L249 36V34L247 32H243V34H241L242 31H240L241 33L238 32V35H233V24H234L233 23V18L228 16L227 12H226L228 10L231 14H233V0H215V4L213 6H212V3H210V1H209V2H207L205 9H203V8L199 9L198 8V10L194 9L192 11L193 17H195L196 15H199L203 11L206 13V14H204V16H206L207 13H210V12H211V14L213 13V15L216 13L217 15L214 16V18L211 17L212 15L210 17L209 16H207V17H209L211 19H215L216 21H218L220 23L224 22L223 26L227 28V31L225 30L226 32L224 31L222 33L221 32L222 30L220 29L221 30L220 33H217V31L215 33H213L215 38L222 39L221 40L222 44L220 43L219 46L216 45L217 48H215V46L213 48L211 46V48H210L207 45L208 49H204V46L199 44V47L202 46L201 49H203V51H201L198 54L196 53V57L194 56L197 59V61H196V59H194L195 61L192 60L193 64L191 65V67H188V69H187L186 65H184L183 67L182 66L180 67V69L184 68V70H183L184 72L183 73L186 72L185 71V69H186L188 71V74L190 73L189 75L186 74L187 72L185 73L186 75L181 74L179 69H178V71L176 70V72L174 74L172 66H171L172 70L166 72V66L165 65L167 63H169V58H168L167 54L171 53L172 49H173V48L172 49L168 48L171 51L167 52L168 51V49H167V44L168 43H164L165 44L164 46H161V47L159 46L158 47V50H156L155 54H154V56H156V60L154 59V57L152 59V60H155L156 62L154 63V61L153 62L150 61L152 63H150V65H148L147 61L150 60L149 59L150 57L146 58L148 60H145L144 57H142L143 52H141V51H144V50L142 49L140 51L138 46L141 43L138 46H137V43L145 41L147 39V37H148V36H146V33L149 32V31H147L145 33V32H142V30L141 31L137 30V28H135V26H137L139 24H135L134 25V23H136V22L134 21L133 18L132 19H133L134 23H132V25H131V23H129V22L128 23L132 27L134 25L133 30L135 28L136 31L132 32L130 35H129L130 32L128 31L129 33L125 34V35L128 34V39H127V36H126V39H125V36H124L123 39L126 40V41H124L121 37H116V36H114V34L112 35V30L113 29L115 30V28H113L114 27L113 25L117 26L116 25L117 23L110 25L109 22L112 23L111 21H109L110 19L109 20L108 19L107 20L104 19L106 21L105 23L108 24V27H106V29H108V31L105 30L107 32L102 31V29L105 28V25L103 26L102 24H101L103 26L102 29H100L101 26H99L98 28H96L97 31H96L95 28H94L95 31H91V30H93V28H92L93 26L92 27L89 26L90 30L87 27H88V25L90 23L92 25V22L94 23L95 21H92V22L89 21V23L87 24V22H86L87 20L86 21L84 20L86 22V24H87V26H85V24H84L85 22L83 21V17L85 15L84 16H81V15L79 16V14L78 15L77 14H75V15L72 14V15L68 16V14L66 15V13H65V16L63 15L65 18H67V17L69 18L70 16H71V18L70 19L61 20V17L57 18L55 13L50 14L52 16V17H50L48 15L50 12L45 10L46 12H49V13H44L45 11L42 12L44 14H47L46 16H49L48 18L47 17L45 18V19L48 20V21L46 20L47 21L46 22V21H44L45 19H43L44 16L43 17L41 16L42 18H38V17L34 16L35 17L34 20L30 19L31 17L27 16V13H26L27 11H26L25 12L26 14H24V15H26L29 19L24 18L26 21L23 22L22 25H21V24H19V21L15 22L14 19H12L13 20L12 21L9 15L4 14V13L9 14L8 12L4 11L3 9H1ZM17 10L15 12H17ZM29 10H31V9H29ZM103 10L104 9H102V11ZM119 10L120 9H118V11ZM248 10H250V9H248ZM254 10L256 11V9H254ZM22 11H23V9H22ZM68 11H66V12H68ZM102 11H101V14H102ZM255 11H253V12L255 13ZM32 12H34V11H32ZM54 12H58V10L57 11L54 10ZM73 13H75V12L73 11ZM103 13L106 14V9H105V11H103ZM258 13L259 12L255 13V14L257 15ZM29 14L31 16V14H33V13H28V15ZM53 14H54V16L57 19L53 20V18H54ZM88 14H91V13H88ZM260 14H262V13H260ZM19 15H20V13H19ZM208 15H210V14H208ZM7 16L10 19H8ZM60 16H62V15H60ZM258 16H259V14H258ZM106 17H107V14H106ZM101 18L99 16V19L104 21L103 20V16H101ZM136 18H137V20H136ZM24 19L22 21H24ZM59 19L61 20V23H60V21H57ZM97 19L98 18H96L94 20H97ZM131 20H130V22H131ZM148 20H150V19H148ZM126 21H127V19H126ZM225 23H227V24H225ZM214 24H215V22H214ZM129 25H128V27H130ZM220 25H222V24H220ZM236 25H242V27L241 26H237V27L244 28L243 24H236ZM197 26L198 25H196V27ZM19 27L22 30L21 32H20ZM193 27H195V26H193ZM119 28H120V26H119ZM125 28H127V25H126ZM198 28H199V26H198ZM240 28H239V30H240ZM81 29H83V31H86V32H82L83 34L84 33L85 34L84 35L82 34L81 37H78L80 34H78V35L76 34L77 36H75V37H78L79 40L84 39L85 42L82 40L83 42L80 41L81 43H79L78 45H75L72 42L75 41L76 38L75 37L72 38L73 41L70 42L71 40H70V36L69 35L71 33L72 34L78 33V31L81 30ZM84 29H86V30H84ZM99 29L102 32L98 31ZM18 30H19V33H18ZM121 30L123 31V29H121ZM195 30H196V28H195ZM68 31H69V35H67ZM75 31H77V32H75ZM214 31H212V32H214ZM243 31H245V30H243ZM103 32H105V33H103ZM124 33L123 34L119 33V34L122 36V35H124ZM117 34H118V32H117ZM172 34H174V33H171V35ZM239 34H241V35H239ZM153 35L154 34L152 33L149 36L152 37ZM162 35H165V34H162ZM186 35L187 34H185V37H186ZM207 35H208V33H207ZM154 36H156V34ZM158 36H157V39H158ZM166 36H168V35H166ZM166 36H164V40L166 39V42H168L167 41L168 38ZM172 36H175V39H176V37H178V38L180 37L179 39H181L182 35L181 34L179 35V33H178L177 35H172ZM201 36H203V35H201ZM209 36L213 40L212 34H209L208 37ZM45 37L47 38V40L44 39ZM161 37H163V36H160L159 38H161ZM170 37L168 39L169 41L172 40ZM205 37H206V35H205ZM78 38H77V40H78ZM209 38L206 37L205 39H209ZM154 39L156 40L155 37H154ZM162 39L163 38H161L160 40H162ZM173 39H174V37H173ZM179 39H176V40H179ZM44 40H46V41H44ZM79 40H78V42H79ZM255 41H256V39H255ZM163 42H165V41H163ZM172 42L177 43V41H172ZM204 42H206V41H204ZM238 42H240L243 46H245L247 48L241 47V46L240 47H234L233 45L238 43ZM210 43H211V41H210ZM170 44H172V43H170ZM160 45H163V44H160ZM174 45H176V44H174ZM113 46L115 48H117V49L116 50L112 49ZM172 46L170 45V47H172ZM196 47H194L195 49L194 48L189 49V52H190V50H192L191 53L193 52V50H195L197 52V48ZM140 48H143V47L141 46ZM148 50H150V49H148ZM159 50L162 51L161 54H159L160 53ZM150 51H153V50H150ZM157 51H159L158 55L156 54ZM260 51H262V50H260ZM140 52L142 54H140ZM145 52H147V49H146V51H144L143 55H145ZM166 52H167V54H165ZM189 52H187V54ZM256 52H259V51H256ZM117 53H120L121 56L117 57L115 55L116 58H113V56L111 57V55L117 54ZM150 53L153 54L154 52H150ZM35 54L37 55V53H35ZM261 54H263V53H261ZM146 55H147V53H146ZM168 55L170 56V54H168ZM186 55H185V58H186ZM188 55H190V54H188ZM111 58L113 59V61H112ZM109 59H111V60H109ZM190 59H191V57L189 58V61H191ZM198 59H200V60H198ZM219 60H220V58H219ZM89 61H92L93 63L90 64V65L85 66L86 64H88ZM186 61H188V60H186ZM216 61H217V59H216ZM215 62H213V63H215ZM186 63H190V62H185V64ZM194 63H195V65H194ZM122 64H123V66L125 64H127V65L123 67ZM153 64H155V66H153ZM197 64H199V65H197ZM178 66H180V65L178 64ZM188 66H189V64H188ZM58 67H59L58 71L56 70L54 72H51L52 69L58 68ZM129 67L135 69L133 75H137V76L143 77V79L145 81V83L143 82L144 84H140V83H142L141 82L142 79L140 80V83H139L140 86H138V83H135V81L133 82L134 83L133 85L130 84V83H132L133 80L131 82H129L130 81L129 79H131V77L135 78V76H133L132 74H130L131 77L128 78V80H129L128 82L124 80V79H127V76H125L122 73V75H123V78H122L121 77L122 75L121 76L119 75V71L120 70H126ZM257 67H256V71H257ZM240 68L242 69L243 67H240ZM154 70H157V72L160 71L159 74L157 72H155ZM153 71L156 74H154ZM244 71H245V74L248 77V78L246 77L247 79H244L245 76H246V75L245 76L243 75ZM234 72H236L237 74L234 73ZM206 74H204L203 76H205ZM233 74H235L234 75V80H232ZM197 75H199V74H197ZM168 76L170 77V75H168ZM160 77H162V76H160ZM66 78L68 79L67 81L70 82L69 86L68 85L65 86L62 91H58L59 93L56 92V89H57L56 86H58V85L61 86L62 83H63V82L60 83L61 82L60 80L63 81ZM206 78L207 77H205V79ZM216 78L213 79V80H216ZM203 79H204L203 77L200 79V83H201L200 85H202V82H203L202 80ZM207 79H210V78H207ZM211 79H212V77H211ZM58 81H60V82L58 83ZM138 81H136V82H138ZM155 81L157 83H155ZM170 81H169V83L167 85V82H164L165 84H163L162 80H161L160 81L161 83H159V84H161L160 86H162V84L164 86H163V88L160 87V86L159 87L164 89L165 92L170 91V88H171V85H172V83ZM188 81H190V80L188 79ZM205 81H207V80H205ZM190 82H189V84H190ZM194 82L198 83L199 80H195ZM194 82H193V84L191 83L190 84L191 86L189 87L192 90H195L194 89V86H195ZM186 83H187V80H186ZM211 84H212V82H211ZM217 84H220V85H217ZM129 85H132V87L131 88L126 87V86H129ZM196 86H197V84H196ZM24 88H25V86H24ZM54 88H56V89H54ZM154 88H152V90ZM186 88L188 89V86H185L183 89H185L186 92L188 91V93L190 94L191 90L189 89L190 90V92H189V90H187ZM199 88H201V87H199ZM249 88H251V90ZM176 89H177V87H176ZM171 90H173V87H172ZM158 91H161V90H158ZM158 91L155 90L156 93H158ZM182 92L183 93H179V92L178 93L176 92V93L180 97V94L183 95L184 93H186V92H184V90ZM197 92L198 93L195 92V94L199 95L200 97L203 96V94H202V96L199 94L200 91H197ZM56 93H58V94L56 95ZM156 93H155V95H156ZM161 93L163 94V92H161ZM201 93H202V91H201ZM172 94L176 95L175 92L172 93ZM5 95H6V98L4 97ZM160 95H159V97L161 99L162 95L161 96ZM165 95H166V93H165ZM170 97H169V99H170ZM175 97H177V96H175ZM185 97H184V95L181 96L180 100H181V98L183 99ZM191 97H192V95H191ZM164 98H166V97H164ZM172 99H174V98H172ZM188 99L186 100L187 102H189ZM194 99H195V97L193 98V100ZM197 99H199V97ZM197 99H195V100L197 101ZM142 100L144 102H142ZM180 100L178 98L177 102H176V100L175 101L173 100V102L171 100L170 101L172 103H174V104L175 103H182V100L181 101ZM200 100H201V98H200ZM198 101H197V103H199ZM205 101H203L204 104H205ZM187 102H185V104H183V105H187V104L188 105L189 104L192 105L191 103H187ZM5 103L6 104L3 107L1 106L2 107L1 108L2 111H0V115H2L3 118H5L4 116L6 115L7 112H10V111L12 112V109L7 107V103L8 102L5 101ZM194 103H193L194 106H198V105H195L197 103H195V104ZM206 103H209V101L206 102ZM209 104H205V105H202V106L203 107L204 106L210 107L211 104L210 105ZM171 105H173V104H171ZM183 105H182V108H183ZM199 105H201V102H200ZM259 105H260V103H259ZM42 106H43V104H42ZM192 106L191 107H189V106L187 107L186 106L188 108L187 111L188 110H191V111L195 110V108H192ZM207 107H204L203 109L205 110V108H207ZM176 108L177 107H174V109L178 112L179 110H178V108L177 109ZM197 108H199V107H196V109ZM200 108L202 109L201 106H200ZM200 108L198 110H196V112L201 110ZM234 108H237V109H234ZM218 109H220V111ZM171 111H174V110H171ZM201 111H199V112H201ZM175 112H174V115H175ZM180 112H181V110H180ZM182 112H183V109H182ZM186 112H184V113H186ZM194 112L195 111H193V113ZM147 113L149 114V119L147 118ZM202 113L204 114L205 111L202 112ZM206 113L204 115H207ZM203 114H202V116H203ZM67 115H66V117L68 118ZM172 115H173V112H172ZM178 115L179 114H177V116ZM250 115H252V114H250ZM119 116L121 118V115H119ZM151 116H153V117L156 116V117L155 118L152 117L155 120L152 121V119H151V122L149 123ZM180 117H183V116H180ZM115 118H117V117H115ZM120 118H119V120H120ZM161 118L162 119H165V118L167 119L168 118V120H173V119H171L172 118L171 115H170V119H169L168 116H166L164 118L161 117ZM201 118L204 119V117H201ZM159 119H160V116H159ZM238 119H241V120L239 122H237ZM1 120H0V122H1ZM119 120H118V122H119ZM210 121H213V119L210 120ZM246 121H247V119H246ZM179 122H181V121L179 120ZM3 123H1V124H3ZM132 123H134V119H132V122L129 123V124L131 125ZM135 123H134V125H135ZM153 123H152V125L156 124V123H154V124ZM127 124H128V121H127ZM129 124H128V126H129ZM193 124L195 125V123H193ZM134 125H131V126L134 127ZM159 125L155 126L154 128H156V127L158 128ZM131 126H130V131L127 132V130H129V129H125V131H126L125 134H122L121 132H120L121 133L120 136L118 135L119 133L116 134L117 138L119 137L121 139V143L120 144L123 147H125L124 144H127L129 146L128 148L125 147L126 149H130V145H129L130 142L133 143L139 137V136L135 135V134H138V133L137 132L134 133L135 130L133 131L132 130L133 127H131ZM161 127H160V129H161ZM189 127H191V126H189ZM0 129H2V128H0ZM5 129H7V128H5ZM5 129H3V130H5ZM152 130H154V129L152 128ZM219 130H217L218 132H216V130H215L216 134L219 133ZM240 130L241 129H239V131ZM140 131H139V133H141ZM239 131L237 129V131L235 133H237ZM82 132H84V131H82ZM82 132L79 133L80 136L81 135L85 136L86 132L85 133H82ZM152 132H154V134H155V131H151L150 133L148 132V134L150 136L149 137L150 139H151V136H152ZM179 133L182 136V137L180 136V138H182L181 139L182 142H181V144L179 143V145L184 146L183 149H185V150L187 149L186 151H188V153H186L185 150L182 152L183 149H180L181 150L180 151V150H178L179 149L178 148L177 149L178 151L176 150V152L180 151L179 152L180 154L177 153L180 156H176L175 154H171V153H175V150H174L175 144H173V146L171 144H172V142L176 143L180 139L178 137ZM102 134L103 133H101V134L99 133L98 136L100 135V137H101ZM104 134L102 135L103 138H105L107 136V134H105L106 136H104ZM146 134H145V136H146ZM14 135H15V133L12 132V130H8L7 129L6 131L0 133V143L2 142L4 144H9L10 147L15 149V144H14V141H13L15 139ZM116 135L113 136V137H116ZM138 135H140V134H138ZM82 136H81L80 140L83 143ZM84 136H83V138H84ZM86 136H88V135H86ZM90 136H92V135L90 134ZM90 136H88L87 138L85 137L87 140L84 139V144H85V141L86 142L88 141V138ZM98 136H96L97 137V141L95 140L96 137L94 136L95 137L94 141L96 142V145H99V148H101L100 147L101 143H103L102 145L104 147H105V145L108 146L106 144V142L104 141L105 139L103 140L102 137L100 138ZM142 136H144V135H142ZM142 136H141V138H142ZM185 136H186V134H185ZM107 137H108V139L110 138L109 135ZM107 137H106V139H107ZM113 137H112V141L114 140ZM136 137H137V139H136ZM177 137H178V140H177ZM221 137L223 138V135H221ZM98 138L103 140V141H100L101 142L100 144H98L99 143L98 142V140H99ZM89 139H91V142L86 143V147L87 148H88V145H91V144H92L91 147H93L92 137L89 138ZM110 139H109V141L106 140L107 143L111 142ZM150 139H148V140H150ZM226 139H224V140H226ZM142 140H145V139H142ZM142 140H140V141H142ZM185 140H186V144H185ZM224 140H222V142L219 141L217 143V146H218V144L220 142L221 143L219 145H221ZM114 141H113V143H114ZM138 141L139 140H137L136 142H138ZM151 141H152V139H151ZM189 142H191V141L189 140ZM236 142H237V140H236ZM79 143H80V141H79ZM82 143H80V144H82ZM104 143H105V145H104ZM157 143H159V142L157 141ZM161 143H162V141H161ZM177 144H176V146H178ZM193 144H192V146H193ZM111 145H113V144H111ZM121 145L120 146L118 145V146L121 149H123L121 147ZM147 145H148V143H147ZM152 145H153V141H152L151 145H150V142H149V145H148L149 150L152 149L154 146L156 147V142L153 145V147H151ZM118 146H116V147H118ZM140 146H142V145H140ZM158 146L160 147V145H158ZM104 147H102V148H104ZM163 147H161V149ZM166 147H168V148H166ZM219 147L220 146H218V148ZM238 147H239V149H238ZM17 148H19V149H17ZM95 148H97V149H95ZM95 148L93 147V149L96 150V152H98V147H95ZM114 148H115V145H114ZM138 148L136 147L137 150H138ZM142 148L143 149H147V146L146 147L142 146ZM176 148L177 147H175V149ZM235 148H236L237 151H235ZM105 149H104V151H105ZM154 149H153V152H154ZM255 149H257V151ZM16 150L19 151L20 147H16ZM25 150H23V154H24V152H26ZM140 150H141V148H140ZM140 150L137 153H140L141 151H143V150H141V151ZM147 150H144V152L146 151V153H147ZM212 150H210V151H212ZM239 150H241V153H243V151L245 152V154H244V156H246L245 159H244V156H241V154L238 153ZM151 151L152 150H150V152ZM193 151H195V152H193ZM207 151H209V150L207 149ZM100 152L98 153V155L100 154ZM130 152H129V154H130ZM144 152H141V153H144ZM20 153L21 152H19V154ZM148 153H147V155H149ZM156 153H157V151H156ZM156 153H152V154L154 155ZM256 153L258 155L255 156ZM27 154H29V152L28 153L26 152V155ZM101 154H102V152H101ZM197 154L200 155L199 151L197 152ZM231 154H235V156H237V160L239 162L238 164L236 163L237 160H233L232 158L230 159V155ZM34 155H39V154L35 153ZM106 155H107V152H106ZM133 155H135V154L133 153ZM140 155H139V158H140ZM100 156L102 158L101 159L102 161H103L104 158H106V160L108 161V159H107L108 157L104 156V158H103L102 155H100ZM143 156H145V154H143ZM123 157H125V155ZM129 157H130V155H129ZM133 157L134 156H132L133 163H134V160H135L134 158H136V157H134V158ZM150 157H153V156L151 155ZM238 157H239V159H238ZM90 158H92V159H90ZM90 158L89 159L92 162L94 160V158L91 156V154H90ZM109 158H110V156H109ZM137 158H138V156H137ZM145 158H146V156H145ZM111 159H113V158H111ZM132 159L130 158L131 161H132ZM90 160H89V162H90ZM96 160L97 159H95V161ZM101 160L99 158V161H101ZM113 160H115V158ZM123 160H124V162L125 161L127 162V160H129V159L127 158V160L126 159H123ZM141 160H142V158H141ZM95 161H93V163ZM102 161H101V163H102ZM104 161H105V159H104ZM107 161H106V163H107ZM116 162H117V158H116V161L114 163H116ZM93 163H91V164L93 165ZM108 164L109 163H107V165ZM135 164L137 165L136 162H135ZM135 164L134 165H132V164L130 165V166H132V169H133V167H135ZM222 164H224V165H222ZM83 165L85 166V163ZM101 165H104V164H101ZM121 165L124 166L123 164H121ZM213 165H215V166H213ZM6 166L7 165H5L3 163V160L0 157V170L4 169ZM81 166H79V167H81ZM88 166H89V168H88ZM88 166L86 165L85 168L82 167L80 170H79V168L75 167V168L78 169V171H75L77 169L71 170V169H73L72 166L71 167L69 166L70 169L67 167L71 171H69V170L66 171L65 168L61 167V168H63V170H65L64 172H62V174H63V176L65 175L66 178L70 177L71 180H73L75 177H77L78 181L79 180L80 181H84V183H88V182L94 183L97 180V181H101L100 183H102V184L111 183V185L112 186L114 185V187L110 188V189L107 188L105 193L103 192V193L97 194L99 192L98 191L95 194L92 193L90 195L88 194V195L82 196L81 200H76L75 202L68 204L70 208L79 209V208H87L88 206H99V207L101 206V207H103V206L111 205V204H114V203H120V202H122L121 201V197L122 196L124 197V195H126L129 192H132V193L136 192L137 193V191L140 190V187L137 186V185L140 183V186H141V182H140L141 180H139V179L136 180L135 178H133V181L135 179L136 182H139V183L138 184L135 183L137 185H135L134 182L133 183L132 182L129 183L130 182L129 179H131L133 177L132 176L133 174L131 173L132 177L130 178V173H129L130 171L129 170L131 168H130L129 165H128L129 166V170L125 169L124 167H122V168H124V170H128L126 172L124 171L125 174H123L122 177H120V174L118 172L121 173L123 170L121 171V169H120L121 166L119 165L120 166L119 167V166H117V164H116V168L114 167V170H113V171H115V169H116L115 172L110 170V172H113L112 174L108 173L109 172V168L105 167V171H104L101 168L97 167V169L99 168L102 171H100L99 169H98L99 171H96V170L92 171L93 169L90 168L91 167L90 163H89ZM214 167H215V169L218 168L219 170L218 169H216L217 171L214 170ZM102 168L104 169V166ZM111 168L113 169V165L111 166ZM139 168H137V169H139ZM107 169H108V172L106 171ZM135 169H136V167H135ZM137 169H136V172H138ZM63 170L61 169V171H63ZM57 171H60V170H57ZM132 171H134V170H132ZM140 171L142 172V170H140ZM114 173H116V174H114ZM122 173H121V175H122ZM76 174H77V176H75ZM109 175H110V177H109ZM135 175L136 174H134V176ZM139 175H140V173H139ZM0 177L3 178L4 174H0ZM137 177H139L138 173H137ZM144 178L145 177H143L141 179H144ZM145 180H147V179L145 178ZM149 180L147 182H149ZM147 182H146V184H148ZM11 183H13V182L11 181ZM151 183L152 182H150V184ZM18 184H20V183H18ZM18 184H16L14 187H17ZM143 184L145 185V183L142 182V185ZM150 184H148V186ZM20 186H22V188H24L25 184L22 183L21 185H19V187ZM146 186L147 185H145V187ZM152 186H154V185H152ZM144 189L147 190L148 188L147 189L144 188ZM142 190H143V188H142ZM152 191H153V189H152ZM154 192L157 193V191H154ZM168 193H167V195H168ZM131 196H133V195H131ZM154 197H155V195H154ZM136 198H138V197H136ZM173 199L176 200L175 196H174ZM178 199H177V201H178ZM30 200L32 201L31 205H33L32 203H36L35 204L36 208H60L63 205L60 201L52 200L51 198H49V196H46V195L45 196L42 195L38 202H37V199H35L36 202H35V200L33 202V199H30ZM138 204L142 205L141 203H138ZM146 204H148V205L146 206ZM133 205H135V204H133ZM23 206L25 207L24 204H23ZM129 206H131V203L129 204ZM129 206H127V209H128ZM261 210H263V209H261ZM32 217H34V216H32ZM32 217L30 215L29 219L32 218ZM127 224H126V226H127ZM129 224H131V222H129ZM230 226H232L234 229L237 228L238 231L240 230L243 233L242 236L240 235L241 238H239L240 240H239V242L237 241V243L236 242L232 243V242H228V241L226 243H224L225 240L223 241L222 238H221L222 240H219V238L214 240L213 239L214 236L213 237L210 236V238H207V237L199 238L198 237L199 235L194 236L195 232H197L198 230L201 231V229H203V230L205 228L206 229H218V228L220 229V228H223V227L224 228L225 227L228 228ZM237 229H235V230H237ZM227 230H229V228ZM214 238H216V237H214ZM200 239L202 240L201 242L199 241ZM136 252H137V250H136ZM44 253H46V252L43 250L42 256L36 255V256L32 257L28 261V264H52L51 261H50L51 259L48 260V259H46L44 257ZM102 253L104 254L105 252L103 251ZM111 253L113 254V252H110L109 255L112 256ZM233 253H235V255H233ZM3 254H6V256L3 255L2 257L3 258L6 257V259H7V257H8L7 253L3 252ZM212 256L215 259H211ZM120 259H122V262L124 261L123 258H120ZM129 259L127 261H130ZM124 262H126V261H124ZM124 262H123V264H124ZM130 262H132V261H130ZM130 262H128V263H130ZM166 262L167 261L164 259L159 264H166ZM2 263H3V261H0V264H2ZM128 263L126 262V264H128ZM133 263H134V260H133ZM230 264H232V263H230Z\"/></svg>",
  "mask_w": 264,
  "mask_h": 264
}]
</instances>
